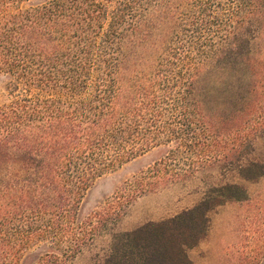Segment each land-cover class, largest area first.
<instances>
[{
  "label": "trees",
  "instance_id": "obj_1",
  "mask_svg": "<svg viewBox=\"0 0 264 264\" xmlns=\"http://www.w3.org/2000/svg\"><path fill=\"white\" fill-rule=\"evenodd\" d=\"M0 264H66L125 204L199 170L264 177V0H0ZM156 151L101 209L100 178ZM226 183L160 222L111 233L95 264H191Z\"/></svg>",
  "mask_w": 264,
  "mask_h": 264
},
{
  "label": "rangeland",
  "instance_id": "obj_2",
  "mask_svg": "<svg viewBox=\"0 0 264 264\" xmlns=\"http://www.w3.org/2000/svg\"><path fill=\"white\" fill-rule=\"evenodd\" d=\"M0 96L2 101L7 99L3 82H0ZM156 156L157 152L152 151L120 171L97 180L82 199L81 216L101 210L135 171L150 164ZM248 158L264 163V140L256 142ZM226 183L243 186L247 199L226 202L209 213L207 236L188 250L191 264H264V177L256 182H245L235 171L216 167L199 170L189 180L125 204L112 229L102 233L90 247L66 264H95L108 252L112 232L132 231L148 222L172 218L196 205L210 188Z\"/></svg>",
  "mask_w": 264,
  "mask_h": 264
}]
</instances>
